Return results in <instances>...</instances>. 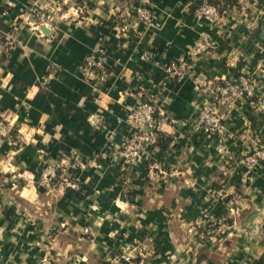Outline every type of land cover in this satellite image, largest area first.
Wrapping results in <instances>:
<instances>
[{
	"label": "crops",
	"instance_id": "obj_1",
	"mask_svg": "<svg viewBox=\"0 0 264 264\" xmlns=\"http://www.w3.org/2000/svg\"><path fill=\"white\" fill-rule=\"evenodd\" d=\"M204 2L0 0V264H264V159L243 160L264 151V0L217 22L197 17ZM201 36L211 48L195 49ZM97 49L103 81L82 72ZM182 57L189 69L168 78ZM243 73L253 96L217 104L209 134L199 112ZM144 100L162 140L129 167L117 148ZM58 162L80 167L40 184Z\"/></svg>",
	"mask_w": 264,
	"mask_h": 264
},
{
	"label": "built area",
	"instance_id": "obj_2",
	"mask_svg": "<svg viewBox=\"0 0 264 264\" xmlns=\"http://www.w3.org/2000/svg\"><path fill=\"white\" fill-rule=\"evenodd\" d=\"M142 1L148 3V0ZM32 14L31 17L34 19L32 25L38 32H40V28L48 23L47 18L36 12H33ZM135 15L139 21L145 24L151 23L153 19V14L149 7L136 8ZM196 15L199 19L203 18L209 22H217L221 17L217 8L206 2L198 7ZM121 31L124 32L125 27H122ZM211 47V44L205 36L198 38L195 44V49L197 51L207 50ZM103 55L104 51L102 49H97L85 57L82 66L83 77L85 79H87L89 75H92L94 76V79L98 81L104 80L106 68L103 61ZM142 58L147 59V55L143 53ZM188 60L187 57H182L175 62L165 65L164 74L173 80L181 79L189 69ZM252 86L253 81L251 76L244 73L238 75L234 79L225 80L216 84L214 88V97L210 100L208 106L199 112L197 123L211 135L219 133L221 127L216 116L217 104H229L239 98L252 97ZM129 118L135 125L134 131L131 136L117 148V153L120 158L124 160V164L130 167L137 161L140 154H142L148 147H153L156 144L158 137L157 132L160 131L161 119H159L156 107L148 102H141L131 111ZM263 159L264 151H255L252 155L243 160L248 165H256L258 161ZM66 167L67 168L63 166V162L44 165L39 172L40 184L48 186L57 178V176L61 177L63 172L66 171L67 173L72 174L73 172H76L80 166L76 162H70ZM62 181L72 187L76 186V181H74L73 178L71 181L67 179V177H64ZM40 264H51V261L47 258H43Z\"/></svg>",
	"mask_w": 264,
	"mask_h": 264
},
{
	"label": "trees",
	"instance_id": "obj_3",
	"mask_svg": "<svg viewBox=\"0 0 264 264\" xmlns=\"http://www.w3.org/2000/svg\"><path fill=\"white\" fill-rule=\"evenodd\" d=\"M236 2L237 0H206V3L217 8L220 14L223 13L225 8L236 4ZM143 102L150 103L149 101H146V100H144ZM157 135H158L157 142L154 146H158V144H160V141L162 140L160 131L157 132Z\"/></svg>",
	"mask_w": 264,
	"mask_h": 264
}]
</instances>
